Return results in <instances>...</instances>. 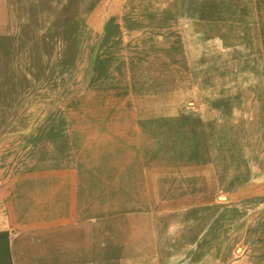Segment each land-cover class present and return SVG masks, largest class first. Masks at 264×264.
Masks as SVG:
<instances>
[{"label": "rangeland", "instance_id": "obj_1", "mask_svg": "<svg viewBox=\"0 0 264 264\" xmlns=\"http://www.w3.org/2000/svg\"><path fill=\"white\" fill-rule=\"evenodd\" d=\"M256 255L264 0H0V264Z\"/></svg>", "mask_w": 264, "mask_h": 264}, {"label": "crops", "instance_id": "obj_2", "mask_svg": "<svg viewBox=\"0 0 264 264\" xmlns=\"http://www.w3.org/2000/svg\"><path fill=\"white\" fill-rule=\"evenodd\" d=\"M39 218H40V216H39ZM36 219H38V216ZM251 264H264V255L253 256V260H252Z\"/></svg>", "mask_w": 264, "mask_h": 264}, {"label": "bare ground", "instance_id": "obj_3", "mask_svg": "<svg viewBox=\"0 0 264 264\" xmlns=\"http://www.w3.org/2000/svg\"><path fill=\"white\" fill-rule=\"evenodd\" d=\"M11 3V2H10ZM56 3V2H55ZM15 17V16H14ZM62 171V170H61ZM38 199V198H37Z\"/></svg>", "mask_w": 264, "mask_h": 264}]
</instances>
